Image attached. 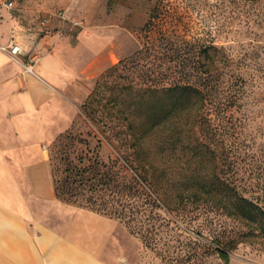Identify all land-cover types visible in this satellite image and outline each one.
I'll return each mask as SVG.
<instances>
[{
	"label": "rangeland",
	"instance_id": "1",
	"mask_svg": "<svg viewBox=\"0 0 264 264\" xmlns=\"http://www.w3.org/2000/svg\"><path fill=\"white\" fill-rule=\"evenodd\" d=\"M6 5L7 0H0V50L20 66L16 74L21 84L16 90H29L36 107L51 102L52 108L48 120L34 117L30 125L22 127L17 120L21 108L16 107V114L9 117L13 121L11 128L2 130L6 134L3 145L26 160L33 156L38 161L44 153L48 163V180L45 176L44 180L54 187V192L55 175H61L64 164L53 160L51 153L59 157L66 142L59 140L65 132H86L97 127L82 104L100 76L151 45L154 50L148 52L147 60L155 65H172L173 47L190 43L216 46L218 56L214 59L221 67L226 65L221 76L246 81L247 91L241 105L225 113L224 127L229 128L226 136L220 127L214 129L211 140H200L197 127L186 121L187 117L179 118L185 121L183 134L170 146L169 155L160 157L161 163L168 165L163 175L165 183L169 190L193 185L197 180L186 185L183 177L188 167L190 173L201 171L213 177L215 183L204 187L213 190L216 198L228 189L221 182L229 176L233 179L231 187L243 179L248 194H264V0H22L16 8ZM13 29L35 32L37 39L42 37L34 52L33 71L6 51ZM124 82L116 75L110 77L97 107L143 109L144 105L135 100L141 91L125 89ZM129 92L131 98L125 102V93ZM95 146L93 140L91 147ZM28 148L35 149L30 157ZM98 151L104 161L119 156L105 139ZM202 151L205 157L201 161ZM125 166L137 176L128 163ZM159 200L160 207L151 213L152 224L159 230L149 244L133 232L130 223L115 217L119 224L105 249L107 262L264 264V234L236 236L248 226L213 207L199 217L193 212L192 220H184L173 206ZM62 201L67 206L80 207ZM260 201L264 205V198ZM216 235L229 244L236 239L231 241V247L226 246L228 263L218 255L217 249L223 245L217 242Z\"/></svg>",
	"mask_w": 264,
	"mask_h": 264
},
{
	"label": "trees",
	"instance_id": "2",
	"mask_svg": "<svg viewBox=\"0 0 264 264\" xmlns=\"http://www.w3.org/2000/svg\"><path fill=\"white\" fill-rule=\"evenodd\" d=\"M152 46L141 48L111 66L97 80L82 104L85 114L97 125L95 130L74 132L71 129L61 135L59 141L67 142L61 154L58 157L54 151L51 153L53 160L59 159L64 164L61 175L55 170L56 196L111 218L126 220L133 232L148 244L159 230L154 228L151 215L160 207L158 199L173 206L184 220H192L193 212L199 217L213 207L216 212L239 219L248 226L236 236L264 234V205L260 201L264 194H248L243 179L231 187L232 177H225L221 183L229 187L216 198L213 190L204 187L209 182L215 183L213 177L201 171L190 173L187 167L183 171L186 185L192 179L197 181L188 188L169 190L163 176L168 165L161 163L172 151L170 146H174L183 134L185 121L179 119L181 116L197 127L200 140H211L214 129L220 127L226 136L229 128L224 127L225 113L241 105L247 82L221 76L224 65L221 67L214 59L218 56V48L214 45L185 43L173 47L175 62L169 66L155 65L146 59ZM116 71V77L125 79V89L141 91L135 98L144 105L140 111L132 107H125V111L97 107L103 97V86ZM128 97L131 98L130 92L125 93V102ZM125 120L128 121L126 126ZM103 139L112 144L119 156L109 161L101 159L98 148ZM93 140L96 141L94 148L91 147ZM203 155L204 151L201 161ZM103 191L106 194L100 193ZM220 236L215 238L223 246L217 252L228 263L230 254L226 246L231 247L235 238L229 244Z\"/></svg>",
	"mask_w": 264,
	"mask_h": 264
},
{
	"label": "crops",
	"instance_id": "3",
	"mask_svg": "<svg viewBox=\"0 0 264 264\" xmlns=\"http://www.w3.org/2000/svg\"><path fill=\"white\" fill-rule=\"evenodd\" d=\"M19 67L0 50V100L9 98L0 102V264H110L105 249L118 220L67 206L47 181L44 153L38 161L33 156L26 160L3 145L6 134L2 130L11 128L9 117L16 114V107L21 108L17 120L22 127L30 125L34 117L48 120L52 108L51 102L36 107L29 90H16L21 84L16 74ZM27 150L30 157L35 149Z\"/></svg>",
	"mask_w": 264,
	"mask_h": 264
},
{
	"label": "built area",
	"instance_id": "4",
	"mask_svg": "<svg viewBox=\"0 0 264 264\" xmlns=\"http://www.w3.org/2000/svg\"><path fill=\"white\" fill-rule=\"evenodd\" d=\"M22 0H7V7L12 9L19 6ZM37 33L13 29L6 51L14 58H19V62L30 71H33L36 57L34 56L35 47L37 45ZM24 57V60L21 58Z\"/></svg>",
	"mask_w": 264,
	"mask_h": 264
}]
</instances>
